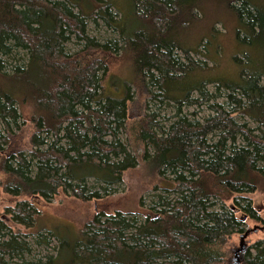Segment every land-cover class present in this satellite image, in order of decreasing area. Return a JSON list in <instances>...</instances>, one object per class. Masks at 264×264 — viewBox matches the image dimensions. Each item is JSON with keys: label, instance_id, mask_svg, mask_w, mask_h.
I'll use <instances>...</instances> for the list:
<instances>
[{"label": "trees", "instance_id": "obj_1", "mask_svg": "<svg viewBox=\"0 0 264 264\" xmlns=\"http://www.w3.org/2000/svg\"><path fill=\"white\" fill-rule=\"evenodd\" d=\"M84 1L0 0V187L13 198L0 211V264L31 250L8 220L32 226L40 211L35 199L61 193L105 198L139 165L120 136L132 117L131 85L112 80L113 88H105L111 57L136 38L149 81L159 89L150 97L176 105L168 125L156 112L134 125L144 143L141 156L157 172L150 189L163 192L140 210L94 212L72 242L60 236L56 256L29 264H229L219 244L246 232V263L264 264V237L249 242L251 233L264 230V215L249 195L264 194V0H220L236 19L229 75L194 57L200 41L192 46L170 39L174 22L185 29L199 20L206 0ZM89 19L119 31L124 44L90 35ZM73 37L81 47L70 52L66 44ZM205 45L217 63L221 50L213 33ZM18 48L28 59L5 70L1 54ZM191 105L211 112L203 119L195 110L190 116L184 107ZM26 107L23 121L35 126L29 150L11 147ZM89 176L105 181L104 193L89 191ZM216 202L223 208H213ZM137 213L143 218L130 215ZM250 220L255 225L245 227Z\"/></svg>", "mask_w": 264, "mask_h": 264}, {"label": "rangeland", "instance_id": "obj_2", "mask_svg": "<svg viewBox=\"0 0 264 264\" xmlns=\"http://www.w3.org/2000/svg\"><path fill=\"white\" fill-rule=\"evenodd\" d=\"M86 1V0H85ZM84 1V4H85ZM122 2V0H119ZM79 10V8H76ZM87 10V8H85ZM115 12L119 15L120 12L115 8ZM200 19L190 22L189 26L181 29L176 26L174 22V29L171 32L170 39L183 45H194L200 41L198 48L201 50L198 53L193 52L195 58L205 60L209 65L216 66L215 70L226 72V75L233 73L234 65L228 57L229 52L235 50V27L236 19L230 14L220 0H206L198 7ZM119 18V17H118ZM178 21V20H177ZM176 21V22H177ZM88 32L95 36L100 41L107 39H115L118 44H124L119 34V31L110 27L102 19L95 22L92 19L88 20ZM211 33L216 37L220 48V58L217 63L213 64L212 58L207 55V47L205 44L209 43ZM146 35L151 36V29L146 28ZM67 50L74 52L81 47L73 37L66 44ZM177 45L176 51L181 54V50ZM127 50H120L119 53L114 54L110 59L109 78L105 80V88H113L112 80L119 84L123 80L131 85V96L133 103L131 104L132 117L128 121V130L122 131L120 136L123 142L126 143L130 152L140 159L139 165L135 168L127 170L124 174L123 181L116 183L111 187L110 194L107 197L97 198V200H83L77 196L68 194H57L50 200L44 198L35 199V206L40 210L34 224L32 226H25L24 224L8 220L13 229H19L22 236L27 239L31 246V250L24 253L22 256L14 258H7L9 264H29L30 260L43 258L47 259L48 255L56 256L61 250L60 236L67 242H72L77 238L84 223L97 211H105L106 213L114 212L116 209L140 210V207L150 206L155 203L157 193L163 192L161 189H150L158 180L157 172L154 169L151 160L144 159L143 153L144 143L137 136V128L139 118L146 113L156 112V118L160 122L168 125L174 118L176 111L175 102L172 100L160 101L150 97V91H158L159 89L150 83V77L147 74L145 63L140 61L143 54L141 43L138 38L133 41L131 46H127ZM4 59V69L10 71L12 66L17 62H25L28 59V53L25 49H14L10 54H1ZM214 70V69H213ZM114 85V84H113ZM211 90L216 89L213 83L210 85ZM224 97H220L223 99ZM29 108L26 107L21 117L20 128H15L14 135L11 137V147L23 148L29 150L31 147L30 137L35 129L33 123L29 120L23 121L27 116ZM198 111L199 118L203 119L211 110L204 105L185 106L184 111L190 116L192 111ZM237 119L240 121H247L250 126L257 127V123L244 114H237ZM240 143V139L238 141ZM150 154V151H148ZM264 164V161L261 163ZM0 178H4L3 172L0 171ZM87 186L89 191L98 190L104 193L103 184L105 181L95 176L87 177ZM150 189V190H149ZM141 195H144L143 205L139 203ZM255 206L264 215V194L256 190L249 192ZM13 199L10 195L5 194L0 187V211L5 203ZM223 204L216 202L212 207L222 209ZM139 219L143 218L142 213L136 215L130 214ZM255 221L250 220L245 227L254 226ZM264 237V230H257L249 235V242L253 243L258 238ZM43 241L41 242L40 240ZM225 252L226 261L229 264H234L240 260V264H247L245 261V250L239 251L236 256V250L240 245V234L230 235L225 237L224 242L219 244ZM248 244H246V247ZM64 257L69 255V244H65ZM246 249V248H245Z\"/></svg>", "mask_w": 264, "mask_h": 264}, {"label": "water", "instance_id": "obj_3", "mask_svg": "<svg viewBox=\"0 0 264 264\" xmlns=\"http://www.w3.org/2000/svg\"><path fill=\"white\" fill-rule=\"evenodd\" d=\"M250 229H248V231H249ZM248 232H246L245 234H243V236L241 237V240H240V245H239V247L237 248V250H236V256L237 255H239V251H243V250H245V248H246V243H244V239H245V235L247 234ZM241 263V261L240 260H237L234 264H240Z\"/></svg>", "mask_w": 264, "mask_h": 264}]
</instances>
